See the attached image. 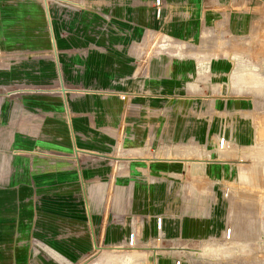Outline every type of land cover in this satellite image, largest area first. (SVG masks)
<instances>
[{"label": "crops", "instance_id": "1", "mask_svg": "<svg viewBox=\"0 0 264 264\" xmlns=\"http://www.w3.org/2000/svg\"><path fill=\"white\" fill-rule=\"evenodd\" d=\"M243 2L238 0L234 5ZM44 13L49 23L52 13L47 4ZM255 13L259 18L253 21L254 26L264 21V10L258 9ZM152 36L149 32L148 40ZM110 37L111 42L100 44L106 51L95 49L67 59L66 63L74 66L60 91V108L56 112L51 108V114L57 115V119L37 117L31 109L15 102L6 109L9 125L0 127L3 264H85L104 250L125 249L132 224L140 230L144 225L145 234L139 237L136 246L148 247L143 239L149 223L147 216L150 212L166 215L164 192L173 196L175 190L182 189L181 184L173 182L171 174L180 173L183 164L191 166L193 175L208 173L212 178L223 177L224 168L209 162L230 165L225 179L237 180L244 186V199H253L247 194L264 189V152H254L262 148L261 142L252 143L253 133L242 126L233 130L232 137L239 145L250 144L243 151L251 152L246 155L253 156V163H239L235 172V164L230 162L234 155L225 151L213 157L211 152L202 149L204 157L198 155L197 159L185 154L165 157V153L173 151L170 146L178 140L175 135L182 133L193 135L199 141L206 139L203 126L183 122L180 116L176 119V114L167 117L174 110L168 111L170 106L182 102L181 97H208L197 94L205 92L207 85L203 89L200 84L189 81L193 76L196 81L209 79L205 76L209 67L207 71L199 68L205 62L195 58L199 54L189 50L191 45L161 39L156 46L160 54L152 60L154 65L147 75L135 68L133 49L138 46L134 41L119 39L115 31ZM48 46L56 47L53 38ZM238 58L240 65L251 64L241 55ZM241 69L226 81V91L238 97L247 94L264 97V87L247 84L246 69L243 66ZM216 88H221V84ZM120 93H127V98L121 99ZM221 106L226 110L242 107L245 115L259 110L252 108L249 99L242 98L223 99ZM171 135L173 138L169 139ZM176 213L165 216L164 222V239L176 245L171 247L173 250H162V255L147 254L148 258L155 257L154 264H174L185 247L182 243L203 241V237L209 236L205 222L212 216L210 211L202 217ZM201 222L202 227L198 226ZM248 224L243 217L238 218L237 234L240 235L234 240L249 241L240 239L255 230ZM258 224L256 236L260 238L261 217ZM154 225L151 220L149 232L156 233ZM209 245L195 253L210 255L206 254Z\"/></svg>", "mask_w": 264, "mask_h": 264}, {"label": "rangeland", "instance_id": "2", "mask_svg": "<svg viewBox=\"0 0 264 264\" xmlns=\"http://www.w3.org/2000/svg\"><path fill=\"white\" fill-rule=\"evenodd\" d=\"M46 4L52 13L49 23L44 13ZM258 9L264 10V3L260 0H244L243 4L238 6L232 4L231 0H161L159 7L153 5V0H0V102H2L0 127L9 125L5 112L13 102L18 103L20 107L31 109L37 117L57 119V115L51 114V108L54 112L56 108H60V91L66 84L71 67L74 66L67 64V59L81 57L95 49L106 51L107 49L102 48L100 44L103 41L111 42L110 36L114 31L119 39H131L138 46L133 49L137 61L135 68H139L138 72L142 74L146 72L147 75L150 67L154 65L152 60L160 54L156 47L159 41L170 39L187 43L192 46L189 50L198 52L199 55L195 58L205 62L199 68L207 71L209 67L208 74H205L209 79L206 82L200 79L196 81V77L193 76L189 80L200 84L203 89L207 85L205 92L197 94L208 97L198 95L181 97L179 99L182 102H177L174 107L170 106V110L168 109V111L174 109L170 114L168 111L165 112V116L168 114L169 118L172 117L171 114H176V119L180 116L183 122L189 121L198 127L203 126L206 141H199L193 135L182 133L175 135V139L178 140L171 143L174 145L170 146L173 151L165 153V157H181L185 154L189 158L197 159L198 155L204 157L200 151L202 149L211 152L214 157L217 154L214 149L217 129L223 122L231 137L225 152L234 155L230 158V162L235 164L234 172L239 163L251 165L253 156L246 155L251 152L243 151V148L250 144L246 146L237 144L232 132L242 126L253 133L252 143L264 142V97H254L250 94L238 97L234 92L226 91L225 83L236 76L243 66V70L254 71L258 78L253 83L246 77V83L264 87V35L258 31L256 27L258 23L255 26L253 24V21L259 18V14L255 13ZM149 32L154 36L148 40ZM162 36L164 38H161ZM50 38L55 40L56 47L48 46ZM240 55L251 64L241 66V60L238 58ZM146 56L149 58L148 62ZM220 84L221 88H216ZM234 84H238V81L234 80ZM240 98L249 99L252 108L254 110L258 108V112L245 115L242 107L226 110L221 106L223 99ZM251 106L246 108L251 109ZM45 112H48V115H45ZM171 138L172 135L169 139ZM254 152L258 154L263 150L258 148ZM124 153L122 150L121 154ZM209 163L223 165L220 166L224 168L223 177L212 178L208 173L193 175L189 170L191 166L183 164L180 173L171 174L173 182L181 184L182 189L175 190L173 196L164 192L163 209L166 217H172L177 214L176 212L180 215L187 213L202 217L206 213L208 215L210 211L212 215L205 222L209 236L203 237V241L182 243L192 252L183 256L188 260L186 264H264L263 229L262 236L260 238L256 236L259 231V217L264 215V189L247 194L253 199H244L245 191H242L244 186L237 180L232 182L225 179V175L230 172V165ZM226 186L231 188V193L223 196L222 189ZM181 203L184 206L182 208ZM149 206L153 205L150 203ZM151 214L155 213L150 212L147 216L150 224H147L146 237L143 238L145 246L148 247L141 245L120 251L104 250L85 264H110L113 258L118 261L116 264H125L128 257L136 253L142 254V257L138 256L132 264H148L147 254L158 256L162 255L160 253L162 250L169 251L176 243L168 242L164 238L158 241L156 233L153 230L152 233L149 232L151 220L155 216ZM241 217L245 219L246 225L249 223L255 227L251 234L240 236V239L249 241L233 240L236 235H240L237 234L239 231L237 222ZM226 224L232 227L230 240L221 237ZM203 225L202 222L198 224L200 227ZM142 227L141 237L145 234ZM238 242L241 244L229 250L230 253L227 255L219 252L210 255L194 253L211 243L227 245ZM152 260L155 261V258ZM3 262L4 256H0V264Z\"/></svg>", "mask_w": 264, "mask_h": 264}, {"label": "built area", "instance_id": "3", "mask_svg": "<svg viewBox=\"0 0 264 264\" xmlns=\"http://www.w3.org/2000/svg\"><path fill=\"white\" fill-rule=\"evenodd\" d=\"M262 3H264V0H260ZM238 0H231V3H237ZM161 3V0H153L154 6L159 7V4ZM121 99L127 98V93H120ZM230 134L228 132V129L225 127L224 123L221 122L218 126L217 133H216V140H215V151L217 153L225 151L229 147V141H230ZM264 152V142L262 144L261 148ZM231 188L229 186H226L222 189V195L228 196V194L231 193ZM154 226L156 230V239L159 241L160 239L164 238V222H165V215L163 214H157L154 216ZM132 223V222H131ZM141 236L140 227L132 226L129 229L128 236H127V247L130 249L131 247H135L139 241V237ZM221 237L225 240H230L232 238V227L230 225H225L223 232L221 234ZM212 239V238H210ZM38 245V243H36ZM182 249V254H179L178 257H176L174 264H183L188 262V260L184 259L183 256H187L186 253H192L189 247L185 246ZM195 253V252H194Z\"/></svg>", "mask_w": 264, "mask_h": 264}, {"label": "bare ground", "instance_id": "4", "mask_svg": "<svg viewBox=\"0 0 264 264\" xmlns=\"http://www.w3.org/2000/svg\"><path fill=\"white\" fill-rule=\"evenodd\" d=\"M257 28H258V31L259 32H262L263 33V35H264V21L262 22V21H260V23H258V25H257ZM248 62V61H247ZM253 69V68H252ZM246 72H247V78H248V80L249 81H251V82H253L254 83V81H256V80H258V78H257V76H255L256 75V73H253L254 71H252V70H250V69H246ZM261 77V76H260ZM259 77V78H260ZM257 78V79H256ZM262 78V77H261ZM260 78V79H261ZM257 82H259V81H257ZM253 83H250V84H253ZM254 85V84H253ZM252 85V86H253ZM255 85H257V84H255ZM261 86V85H260ZM261 87H263V86H261ZM263 143H261V145H262ZM261 225H262V229H263V235H264V215L261 217ZM261 229V230H262ZM234 240V239H233ZM232 240V241H233ZM232 241H230V242H232ZM236 246H239L237 243H229V244H227V245H216V244H210L208 247H207V249H206V254H212V253H214V252H219L220 254H226L227 255V253H230L229 252V250L231 251V249L232 248H234V247H236ZM237 248H239V247H237ZM203 250V249H202ZM205 250V249H204ZM233 250V249H232ZM204 252V251H203ZM214 255V254H213ZM229 255V254H228ZM138 256H140V257H142V254L140 255V254H134V255H131V256H129L128 257V259H127V261H126V263L125 264H132L134 261H135V259L138 257ZM212 256V255H211ZM151 257L152 258H155L154 256H150L149 258H148V263L150 264H154L155 263V261L154 260H152L151 259ZM111 260V259H110ZM118 261H115V259L113 258V261L112 262H110V264H116Z\"/></svg>", "mask_w": 264, "mask_h": 264}, {"label": "water", "instance_id": "5", "mask_svg": "<svg viewBox=\"0 0 264 264\" xmlns=\"http://www.w3.org/2000/svg\"><path fill=\"white\" fill-rule=\"evenodd\" d=\"M151 259H152V257H151Z\"/></svg>", "mask_w": 264, "mask_h": 264}]
</instances>
